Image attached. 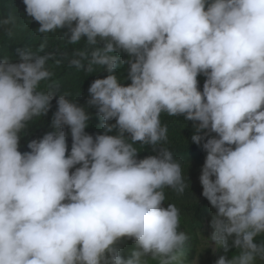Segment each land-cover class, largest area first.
I'll return each mask as SVG.
<instances>
[{
  "label": "clouds",
  "instance_id": "clouds-1",
  "mask_svg": "<svg viewBox=\"0 0 264 264\" xmlns=\"http://www.w3.org/2000/svg\"><path fill=\"white\" fill-rule=\"evenodd\" d=\"M23 2L38 32L67 29L69 44L84 41L72 65L109 75L91 83L85 106L61 95L53 131L22 153L29 121L50 108L54 92L39 89L59 50L42 38L17 49L19 63L0 60V264H183L179 210L162 206L164 188L187 186L181 164L163 147L138 160L134 146L167 140L162 113L193 121L197 144L207 130L199 179L217 210L210 244L235 249L215 264H264V0ZM14 24L0 20L8 35ZM119 65L129 66L127 85ZM91 106L103 121L95 138L85 132ZM127 239L134 247L121 255Z\"/></svg>",
  "mask_w": 264,
  "mask_h": 264
},
{
  "label": "trees",
  "instance_id": "trees-1",
  "mask_svg": "<svg viewBox=\"0 0 264 264\" xmlns=\"http://www.w3.org/2000/svg\"><path fill=\"white\" fill-rule=\"evenodd\" d=\"M14 3L15 1L12 4L0 5V20L6 19L8 15L15 17V24L6 26L11 29V35H8L4 28H0V60L7 58L12 63H19L20 56L17 49L30 51L32 46L38 42V39L42 38H47L53 46H56V52L59 50L55 61L47 60L46 66L52 72V76L48 80L41 82L39 89L45 92H54L50 108L46 114L29 121L28 128L20 136L19 151L23 153L31 151L28 148L29 142L38 141L46 133L53 131L51 120L57 110V100L61 95H66L71 101L85 106L90 98L88 89L91 83L97 78H105L109 73L106 69H101L98 66H94L96 69L94 74V71L93 73H88L84 69L72 65L71 61L74 58V52L85 47L84 41L82 40L78 45L69 44L63 34L67 29L46 34L38 32L39 22L26 16V5L23 0H17ZM116 55L118 62L128 58L127 53H118ZM128 67V65H119L116 69V75L124 85L131 82L129 79H124L128 75ZM96 72L99 75H96ZM205 79L206 77L203 74L197 77L198 88L201 91L203 90ZM87 111L91 113V120L85 132L92 135L93 138L97 134H104V129L100 127L103 121L96 116V107H87ZM160 120L161 124L166 125L168 128L167 140L161 141L155 149L150 145H142L140 143L134 146L139 150L137 153L138 160L150 155H157L159 147H163L171 151L173 158L181 164L182 175L187 186L183 193H178L172 188H164L165 201L162 202V206L166 208L171 203L179 210V230L184 231L188 236L182 262L183 264H189L198 254L201 238L206 234L205 229L211 228L213 231L210 221L217 211L207 198L202 195L203 189L199 179L207 155L203 149V143L209 136L205 135L207 130H202L200 135L203 138L201 143L197 144L192 141V136L196 131L193 121L185 120L183 116H169L166 113L161 114ZM109 122L115 123V120L113 119ZM61 130L67 134L66 143L68 152H70L72 145L70 128L64 125ZM108 134L115 135L116 130L114 129ZM209 135L214 136L216 134L209 133ZM76 167H79V165ZM74 170L73 168L70 171ZM233 238L229 239L230 245ZM256 239L260 241L264 237H257ZM120 247L121 255H127L129 250L134 247V241L132 239L124 240ZM234 252L235 249L232 247L227 252H225L223 247H220L215 250L213 256H210L204 264H215L221 256L231 258ZM149 264H158V262L150 260ZM257 264H261L259 259H257Z\"/></svg>",
  "mask_w": 264,
  "mask_h": 264
},
{
  "label": "rangeland",
  "instance_id": "rangeland-1",
  "mask_svg": "<svg viewBox=\"0 0 264 264\" xmlns=\"http://www.w3.org/2000/svg\"><path fill=\"white\" fill-rule=\"evenodd\" d=\"M205 230H206V234L201 238L198 254L195 257V259L192 260L189 264H204V262L207 261L210 256H213L215 250L218 249L215 248L214 250L215 246L210 244L211 242L209 236L212 233L211 228Z\"/></svg>",
  "mask_w": 264,
  "mask_h": 264
}]
</instances>
